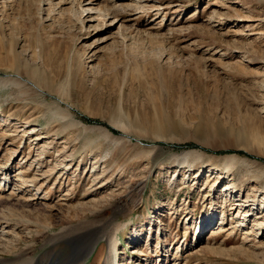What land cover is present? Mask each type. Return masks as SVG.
<instances>
[{"label":"rangeland","instance_id":"1","mask_svg":"<svg viewBox=\"0 0 264 264\" xmlns=\"http://www.w3.org/2000/svg\"><path fill=\"white\" fill-rule=\"evenodd\" d=\"M244 158L264 169V0H0V264H101L112 235L120 264H264Z\"/></svg>","mask_w":264,"mask_h":264},{"label":"bare ground","instance_id":"2","mask_svg":"<svg viewBox=\"0 0 264 264\" xmlns=\"http://www.w3.org/2000/svg\"><path fill=\"white\" fill-rule=\"evenodd\" d=\"M13 77H14V80H17L18 82L26 85L27 87H29L30 89H32L33 91H35L38 94H42L43 92H47L44 89V87L41 86L39 83H37L36 81H34L31 78L24 77L20 73H17V72L14 73V76ZM48 93H49V95L51 94L50 92H48ZM57 99H58L59 102H64L65 104H67V106H69V107H67L68 110H70V107L73 108L72 104H70L67 101H65L62 97H57ZM66 115H68V114H66ZM91 127L92 126H90V128ZM93 127H95V126H93ZM110 127L113 128V129L118 130L120 133L118 135L112 133ZM85 128H87V127H85ZM97 128H100L101 130H103L105 132V136L108 139L112 140V141L117 142V141H120V140H123V139H128V140L130 139V136L128 135L129 133L125 132V130L119 129L114 124H110L109 123V127H105V126H102V125H98ZM137 141H139V138H138ZM115 142L113 144H115ZM139 142H141V141H139ZM248 152L249 153H252L250 151H248ZM227 158H229V159L232 160L234 157L230 155V156H227ZM244 159H245L244 160V163L245 164H243V166L245 167V170L247 171V173H245L246 174L245 176H247V179L250 180V181H254L256 184H260V183H263L264 184V169H262V168H260V167L257 166V161L251 160L249 158H244ZM97 167L98 166H96V165H92L90 167V169L88 170V172H87V174H88L87 177L90 178V191H89V193L96 192L104 184V179L102 177V173L98 171V168ZM5 171L6 170H4L3 172L0 171V173L2 175H4L3 177H7L8 176V173L7 172L5 173ZM19 186H21V188H24L25 187L24 186V182H19V185L16 186V188H19ZM19 190L21 191L22 189H19ZM10 193L11 194H15L13 192V190H11ZM247 200L249 202V199H246L244 201H247ZM252 200L254 201V198H252ZM244 206L247 207V205H244ZM245 215H249V214L245 213ZM218 228H219L218 230H220V231H222V230L224 231L225 230L224 227H222V225H219ZM216 229H214V227L211 228L210 229L211 230L210 234H215L216 233L215 232ZM72 231L73 232L70 234V239L74 240L75 244H77V245L80 244L82 246V244H84V241L86 240V238H85L86 236H85L83 230H81L80 228H78L76 231L75 230H72ZM61 232H59V233H61ZM88 240H89V238L87 237V241ZM117 243H118V239L115 238L113 235H112V237H109L108 238V240H107V251L105 252V255L102 257L101 264H120V261H119V258H118ZM90 250L92 251L93 248L90 249ZM90 250L88 251V254L90 253ZM132 250L138 252L135 249H132ZM25 253H27V252H24V253L19 252V253H17L14 256V258H17L18 260L16 261V263L15 262L14 263L15 264H26V263H30V261H29L30 259L28 260L29 262H27L28 257L27 258L25 257ZM83 254H84V250L79 251V249H76V257L77 258H81ZM74 259H75V257H74Z\"/></svg>","mask_w":264,"mask_h":264}]
</instances>
